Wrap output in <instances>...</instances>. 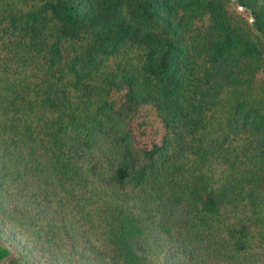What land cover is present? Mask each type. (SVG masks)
<instances>
[{"label":"trees","instance_id":"obj_1","mask_svg":"<svg viewBox=\"0 0 264 264\" xmlns=\"http://www.w3.org/2000/svg\"><path fill=\"white\" fill-rule=\"evenodd\" d=\"M0 209L116 264H264V0H0Z\"/></svg>","mask_w":264,"mask_h":264},{"label":"rangeland","instance_id":"obj_2","mask_svg":"<svg viewBox=\"0 0 264 264\" xmlns=\"http://www.w3.org/2000/svg\"><path fill=\"white\" fill-rule=\"evenodd\" d=\"M4 215L3 209H0V246L7 248L11 255L0 264H8L11 260L21 264H116L110 255H96L97 246L67 244L63 240L54 246L44 244V239L38 240L33 233L20 230ZM170 248L168 243L153 245L146 255L148 264H173Z\"/></svg>","mask_w":264,"mask_h":264}]
</instances>
